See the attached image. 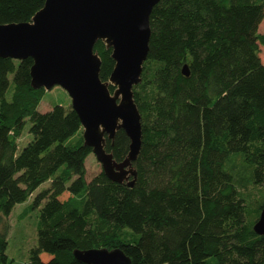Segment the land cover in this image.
I'll use <instances>...</instances> for the list:
<instances>
[{
    "label": "trees",
    "instance_id": "obj_1",
    "mask_svg": "<svg viewBox=\"0 0 264 264\" xmlns=\"http://www.w3.org/2000/svg\"><path fill=\"white\" fill-rule=\"evenodd\" d=\"M45 1L0 0V24L31 22ZM263 19L264 0L153 7L133 88L142 136L132 186L102 171L87 181L92 150L76 112L56 105L40 113L45 89L31 87L32 59L0 58V264H13L7 217L45 182L30 206L40 209L26 264H85L73 251L91 248H120L131 264H264V235L253 230L264 206ZM94 52L107 83L112 49L98 41ZM27 123L32 139L18 152ZM129 145L119 130L105 149L122 162Z\"/></svg>",
    "mask_w": 264,
    "mask_h": 264
},
{
    "label": "water",
    "instance_id": "obj_2",
    "mask_svg": "<svg viewBox=\"0 0 264 264\" xmlns=\"http://www.w3.org/2000/svg\"><path fill=\"white\" fill-rule=\"evenodd\" d=\"M160 0H46L31 22L0 24V58L32 59L31 87L49 91L60 87L71 98L83 128V145L90 148L112 182L132 186L142 136L141 114L133 88L141 82L149 52V18ZM98 41L112 49L115 63L109 81L100 79ZM182 74L188 77L187 65ZM109 86L115 90L111 93ZM123 130L129 153L116 162L106 151V138ZM131 179V180H130ZM264 235V206L253 225ZM85 264H131L120 249L74 250Z\"/></svg>",
    "mask_w": 264,
    "mask_h": 264
},
{
    "label": "rangeland",
    "instance_id": "obj_3",
    "mask_svg": "<svg viewBox=\"0 0 264 264\" xmlns=\"http://www.w3.org/2000/svg\"><path fill=\"white\" fill-rule=\"evenodd\" d=\"M258 33H264V19L258 27ZM258 49L259 58L264 65V46L259 45ZM56 105L64 108H68L71 105V98L67 92L60 87H54L49 91H45V94L38 105V111L40 113H45L50 111ZM29 126L30 124L27 123L18 138V152L21 151L32 139V135L29 133ZM85 167L87 181H90L102 171V166L93 153L86 158ZM49 185L50 182H45L40 185L26 202L16 204L6 219V222L9 225V230L7 234V248L5 254L8 257V260L13 264L28 263L30 250L37 246V222L40 208L30 209V206L32 205L35 196L40 191L47 189ZM244 191L245 195L250 194V198H252L251 187L248 186ZM64 197H66V195ZM49 258V255H42L44 261H47Z\"/></svg>",
    "mask_w": 264,
    "mask_h": 264
}]
</instances>
